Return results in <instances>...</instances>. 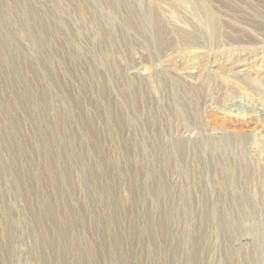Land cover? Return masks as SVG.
Returning a JSON list of instances; mask_svg holds the SVG:
<instances>
[{
    "label": "rangeland",
    "instance_id": "rangeland-1",
    "mask_svg": "<svg viewBox=\"0 0 264 264\" xmlns=\"http://www.w3.org/2000/svg\"><path fill=\"white\" fill-rule=\"evenodd\" d=\"M255 137L264 0H0V264H264Z\"/></svg>",
    "mask_w": 264,
    "mask_h": 264
},
{
    "label": "bare ground",
    "instance_id": "bare-ground-1",
    "mask_svg": "<svg viewBox=\"0 0 264 264\" xmlns=\"http://www.w3.org/2000/svg\"><path fill=\"white\" fill-rule=\"evenodd\" d=\"M174 1L177 4H182V2H183V0H174ZM195 14L197 16H204L206 18L207 23H205L203 26H205L207 24L206 25L207 26L206 30H208L207 31L208 33L210 32L212 39L213 38L215 40L218 39L219 36H220V34H219L220 30H219V24H218L217 15L211 9H209L206 5H204L202 3H198V5H197V7L195 9ZM199 18H201V17H199ZM201 19H204V18H201ZM173 32H174V34H176L179 37V39H181L183 42H185L187 44H191V43L192 44L193 43L196 44V43H198L206 34L204 29H200V30H196V31H193V32H189L187 30L175 28V29H173ZM166 36H167V33L165 32V30H162V26H161V28L159 29L158 43H160V44L164 43V41L166 39ZM244 63L238 64L236 62L234 64H231V62L228 61L225 64H223V67L218 68L219 70H215L213 68L215 66L206 67V68H202V69L193 67V68H190L189 70H184L183 69L184 71L180 75H181L182 78L190 77L193 74H195V75L198 74L200 77L210 76V75H212L214 77H222L224 74L226 76H233V75H237V74H239L241 72H244L243 68L246 66V64H244ZM224 66L227 69H223ZM257 72H259V71H257ZM254 146H257L258 150L262 154V151H264V139L259 138V137H255ZM262 183H264V176H263ZM262 197H263L262 200H264V193H261V198Z\"/></svg>",
    "mask_w": 264,
    "mask_h": 264
}]
</instances>
